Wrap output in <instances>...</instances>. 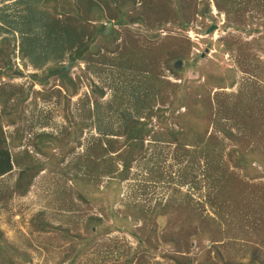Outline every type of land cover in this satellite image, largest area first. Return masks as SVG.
I'll use <instances>...</instances> for the list:
<instances>
[{
    "label": "rangeland",
    "instance_id": "374dc122",
    "mask_svg": "<svg viewBox=\"0 0 264 264\" xmlns=\"http://www.w3.org/2000/svg\"><path fill=\"white\" fill-rule=\"evenodd\" d=\"M102 1L0 0V115L11 160L0 176V264H177L162 238L193 231L200 235L176 236L189 240L192 264L262 262L264 0H176L178 18L147 15L141 0H107L109 13ZM108 21L112 31L101 35ZM70 29L91 34V45L64 77L57 71L76 49ZM171 53L178 73L166 64ZM123 56L135 69L117 68ZM191 91L206 100L175 109ZM131 125L141 140L128 139ZM224 170L252 186L221 192L211 177L219 172L221 185ZM171 186L199 204L194 223L148 214L177 196ZM241 188L246 195L235 196ZM147 239L159 241L156 250Z\"/></svg>",
    "mask_w": 264,
    "mask_h": 264
},
{
    "label": "trees",
    "instance_id": "16d2710c",
    "mask_svg": "<svg viewBox=\"0 0 264 264\" xmlns=\"http://www.w3.org/2000/svg\"><path fill=\"white\" fill-rule=\"evenodd\" d=\"M127 1L128 0H122L120 3H119V1H117L116 4L119 3L118 6H123V5L126 4ZM129 1H130L131 4L134 5L136 0H129ZM159 1H160V3H159ZM175 1L176 0H170L168 2L167 1H164V0H143V1L141 0V3L142 4L140 3L141 4L140 10L144 11L147 15H149L150 13H153L154 12V13L158 14L159 16H161V13H165L168 10V12H172L170 15H175V17L178 18V17H180L179 16V11H181L183 9V5H179L177 9H174L175 7L173 5H174V2ZM92 2L93 1L87 2V3H82V6L87 8V9L84 8L82 10L85 14L88 13V11L92 12V10L89 8V6H91ZM102 2H104L105 4H107L108 12L109 13H113V7H112L111 3H109L107 0H104ZM93 5H94L93 6V11H95L96 9L97 10L98 9L100 10V6L96 2H94ZM185 6L186 5H184V8H185ZM186 9H188V5H187ZM48 17L49 16H43V19H48ZM68 18L69 19L72 18L73 20H75L76 19V16L73 14V15H69ZM118 21L119 20H117L116 22H118ZM185 22H186V20H184L182 24H185ZM85 36H87V38L84 39ZM90 37H91V34H89V35H83L81 32H77L76 29H74V30L73 29L68 30L67 37H66V43H68L70 45H76V49H75V51L73 53L74 54L73 56H75L76 59L83 58V56H84V54H82L83 51L86 50V48L91 45V43H90ZM171 41L174 42L175 40L174 39H171ZM95 45L96 44H94V46L90 47V50L91 51H93V49L95 48ZM22 52H24V51L22 50ZM95 53H99V52H95ZM0 54H1V51H0ZM7 54H8V52L6 53V55ZM174 56L175 55L173 53H171L170 54V57H168V59L166 61V64H167V66L170 69H172V71H176L178 73V70H176L174 68V66L171 65V62L174 59H176L175 58L176 56L175 57ZM118 57H116V58H118ZM177 57H182V56H180L179 54H177ZM123 58L125 59L124 56H123ZM123 58H122V62L121 61L120 62H116L117 63L116 64L117 68L118 67H120V68H131V67H133L135 69L134 66H125L126 63L124 64V62L126 61V59L123 61ZM32 60H34V63H35V59L32 58ZM3 62L6 65H9L10 64L8 60L7 61L3 60ZM59 69L60 68H57V70H59ZM101 71H102V69L99 70V72H101ZM61 76L66 77L67 74L64 73ZM93 90H94V92L100 94L101 88H98V87H95L94 86ZM216 97H217L219 103L221 104V106L224 107V109L227 112H229V114H232L233 115V113L235 111H233V109H232V107H230L229 103L227 101L222 100L219 96H216ZM224 98L227 99V100H229V101H235L233 99L234 97H231L228 94H225L224 95ZM127 99H129V98H127ZM202 99H203V94L202 95H196L195 92L191 91L190 93H188V94H186V95L183 96V101H181L182 102L181 104L179 103L180 105L175 104L174 107L176 109L177 106L181 107V106H183L182 104H185V105L188 106V109L190 110V105L195 106V103L199 102ZM205 100H206V98L203 99L202 102H204ZM138 102H140V103L142 102L141 104L144 107L143 104H145V102L143 100L142 101H138ZM128 103H130L131 107L132 106L134 108L136 107V105H135L136 104V101H135V104L131 100ZM206 104L210 106L209 101H206ZM173 105L174 104H172V106ZM194 110H195V108H194ZM138 111L139 110L136 109V112H138ZM124 112L126 114H128V116H129L130 119L131 118L133 119V115H131L128 110L125 111V108L122 110V114H124ZM136 114H138V113H136ZM185 115H186V112L183 113V115L181 117L184 119L185 118ZM125 116H127V115H125ZM177 120H179L180 122L183 123V120L180 117H178ZM128 122H130V121H128ZM199 122L200 121H197V124ZM130 123L134 124L133 122H130ZM129 129H130V131L127 134L128 139L139 138L141 140V138L143 136V131H142V133H140L139 130H138V128H136L134 125H131L129 127ZM173 135H175L174 132H173ZM214 139H215L214 137H211L210 138V141H212ZM4 140H5L4 139V135H3V132H2V129H1V115H0V176H2L3 174L7 173L11 169V160H10L8 151H7L6 147H5V141ZM116 158H119V155H117ZM126 163H124V161H123V164L125 166H127ZM114 164L115 163H112V161H110L109 165L107 163L106 164L107 165V168H105L102 173H104L106 171H110L111 170L110 168H114ZM208 166L211 167V168L214 167L213 162L210 161V163L208 164ZM224 171H225L226 174L223 175L222 177H223V179H226V180H224V183H222L221 185H220V183H218V179L220 177L219 172H217L216 175H213L211 177L212 184L215 187H217L218 190H220L221 192H224L225 190H227L226 186H228V188L231 189V187H234V184H239V186H242V185L252 186V184H244L242 181H240L239 175H237V174H235L233 172L229 173L226 170H224ZM213 179H214V182H213ZM170 188L174 191V193H176V191H177V196H175V195H174V197L170 196V197H168L165 200V202H164L163 205H157L154 209H151V211L153 213H151V212L148 213V212H143V211H140V212L143 213V215H145V216H147L148 214H153V215H155V217L156 216L165 217V215L168 213V214H171L172 215V218H174V219L177 216L176 213H179L181 217H184L185 218V224L194 223V219L192 218L191 215L193 214V211L197 210L196 209V205H199V204L193 202V199H192L191 195L188 192H183L179 188L174 187V186H171ZM255 189H257V188H254V187L251 188V190H255ZM236 195H238V196H242V195L244 196V195H246L245 189L244 188H241L240 190H237V192L235 193V196ZM209 202H211V201H209ZM132 207L135 208L136 205H132V204L125 203L124 204V209L122 211L130 210ZM130 212L133 213L132 209H131ZM146 213H148V214H146ZM116 217H118V216H116ZM92 218L98 224L102 222V218H100V217H92ZM119 219L123 221V224H125V227H128V224H127V221H126L125 218L122 217V218H119ZM234 221L235 220L229 221V222L230 223H233ZM175 226H176L177 229H179V230L181 229V226L180 225H177L176 222H175ZM189 234L190 235H188L187 233H184L183 232V233H180L178 235L175 234L174 236L172 235V236H168V237H163L162 238V244H164L166 246H169V245L172 244L173 247H175V251L174 252L166 253V256H168L169 258L173 259L177 264H192L193 263V259L186 254L189 251V249H188V245H189L188 242H189V240L183 241L179 237H182V236H184V237H188V236H190V237L191 236L197 237L200 234L197 233V232H195V231H193V232H191ZM176 236H179V237H176ZM146 241L148 243V247L146 248V250L149 251V250H152V248H153V250H156V247L158 246V243H159V241L157 239H155V241H154V239H147ZM115 247H116V245H113L111 248H115ZM111 248L109 247L108 250L111 249ZM251 258L253 259L252 261H254L256 259V256H253ZM195 264H209V263L208 262H201L200 260H198V263H195ZM222 264H236V263H232L231 261H226V262H223ZM256 264H264V260H262V262L257 260L256 261Z\"/></svg>",
    "mask_w": 264,
    "mask_h": 264
},
{
    "label": "water",
    "instance_id": "95a60500",
    "mask_svg": "<svg viewBox=\"0 0 264 264\" xmlns=\"http://www.w3.org/2000/svg\"><path fill=\"white\" fill-rule=\"evenodd\" d=\"M111 31H112V21H108V25L106 27H104L101 35H106L108 33H111ZM74 59H75V57L71 56L69 62L65 65V67L63 69L57 71V73L60 74V73L67 72L70 69V67L72 66ZM180 63H181V61H177V63H175V65L177 66Z\"/></svg>",
    "mask_w": 264,
    "mask_h": 264
}]
</instances>
